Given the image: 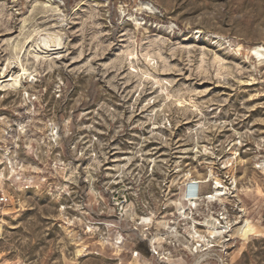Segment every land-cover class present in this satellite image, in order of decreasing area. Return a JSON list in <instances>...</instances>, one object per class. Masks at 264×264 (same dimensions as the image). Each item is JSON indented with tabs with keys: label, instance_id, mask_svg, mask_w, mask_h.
<instances>
[{
	"label": "rangeland",
	"instance_id": "1",
	"mask_svg": "<svg viewBox=\"0 0 264 264\" xmlns=\"http://www.w3.org/2000/svg\"><path fill=\"white\" fill-rule=\"evenodd\" d=\"M255 47L264 0H0V264H158L146 240L204 181L193 218L225 210L226 263L264 264Z\"/></svg>",
	"mask_w": 264,
	"mask_h": 264
},
{
	"label": "built area",
	"instance_id": "2",
	"mask_svg": "<svg viewBox=\"0 0 264 264\" xmlns=\"http://www.w3.org/2000/svg\"><path fill=\"white\" fill-rule=\"evenodd\" d=\"M4 152L5 154H3ZM8 153L9 150L7 148L0 147V156H3V162L0 160V182L4 179V173L6 170H9V172L12 173L14 172L16 161L13 160L12 165V161L7 156ZM207 181L210 180L208 179L206 182ZM199 183L200 182H197L195 185ZM216 186H214V193L205 197L206 204L211 202L221 203L222 200L219 199V197L227 194L225 193V190H222V195L215 196V191L217 189ZM221 188L227 189L224 188V185H222ZM185 201L188 206L186 208L181 207L180 212L177 213V216L173 221H170L163 230L158 228L154 233V236L151 237L150 240H146L150 256L158 264H168L169 261H183L182 257L185 253L192 258H196L200 254H205V257L201 260L200 264L207 260H215L218 264H227L226 260L229 250L227 242L230 229L232 228L230 219L232 216H230L225 210H222L218 213H213V215L206 214L204 218H199V221H196L193 218V212L197 211L199 203H201V200L198 199L197 192L195 197L190 196V198L185 199ZM8 203L9 197L4 191H2L0 186V209ZM205 207L207 208L208 205ZM146 219H149V221L147 222ZM152 222V217H140L137 225L143 224L144 229L142 232L146 235L149 233L148 225ZM213 229L216 230V233H220V235L209 234V230L211 231ZM199 236H204L206 238L205 242L200 241L198 239ZM137 257V251L131 253V261L137 260ZM130 262L127 264H130Z\"/></svg>",
	"mask_w": 264,
	"mask_h": 264
},
{
	"label": "bare ground",
	"instance_id": "3",
	"mask_svg": "<svg viewBox=\"0 0 264 264\" xmlns=\"http://www.w3.org/2000/svg\"><path fill=\"white\" fill-rule=\"evenodd\" d=\"M51 30V29H50ZM38 31V30H37ZM52 31V30H51ZM54 31V30H53ZM43 32H44V29H43ZM48 32H50V31H47V33H45L43 36H41L40 35V37H38L37 39V41H39L40 43H41V45H45V46H47L49 43H52V45L53 44H55V46H58V45H56L57 43H58V41H59V39H60V37H59V35L57 34V33H48ZM39 33H40V30H39ZM31 34V33H30ZM36 34H37V32H36ZM34 37V36H33ZM29 38V37H28ZM31 39H32V37H31ZM34 39V38H33ZM61 40V39H60ZM60 44V43H59ZM48 47V46H47ZM46 47V48H47ZM41 48V47H40ZM256 48V47H255ZM254 52H255V54L257 55V56H263L264 55V49H261L260 47H258V48H256V49H254ZM25 69V68H24ZM23 69V70H24ZM26 72V71H25ZM24 71H23V73L22 74H20V76L21 75H24V73H25ZM26 75V74H25ZM18 76H19V74H18ZM15 77L14 79H12L11 80V85L12 86H16L15 88H17V85H18V79H19V77ZM21 81V80H20ZM19 81V82H20ZM9 84V85H10ZM10 85V86H11ZM5 88H7V87H5ZM4 88V89H5ZM12 89H14V88H12ZM262 166H264V164H261ZM216 181V187H217V189H216V194H215V196H217V195H222L223 193H222V191H220L219 190V188H221L222 187V183L219 181V180H215ZM202 182H200V184H201ZM197 190H198V186L197 185H195V184H189L188 185V188H187V191H186V194L188 195V196H193V197H195L196 196V192H197ZM212 197H214V196H212ZM208 198H211V197H208ZM146 221L148 222L149 221V219H146ZM247 222V220L246 219H243V221H242V224L239 226V227H237L236 228V230L234 231V233L235 232H237L239 229H241V228H243L242 226L245 224ZM215 234V235H220V233H216V230H209V234ZM233 233V234H234ZM198 239L200 240V241H202V242H205V240H206V238L204 237V236H199L198 237ZM109 244V243H108ZM109 245H111V244H109ZM113 246V245H112ZM141 257V256H140ZM205 257V254H200L199 256H197L196 258H194V259H198L199 261L197 262V261H195L196 263H194V264H200V262H201V260L203 259ZM138 260V259H137ZM136 260V261H137ZM178 262H181V261H169L168 262V264H177ZM183 262V261H182ZM150 262L147 260V259H142V261L140 262L139 261V264H149Z\"/></svg>",
	"mask_w": 264,
	"mask_h": 264
},
{
	"label": "crops",
	"instance_id": "4",
	"mask_svg": "<svg viewBox=\"0 0 264 264\" xmlns=\"http://www.w3.org/2000/svg\"><path fill=\"white\" fill-rule=\"evenodd\" d=\"M140 256L142 257L143 255L140 254ZM140 257V258H141ZM144 257V256H143ZM145 258V257H144ZM130 264H139L138 261L134 260V261H131Z\"/></svg>",
	"mask_w": 264,
	"mask_h": 264
}]
</instances>
